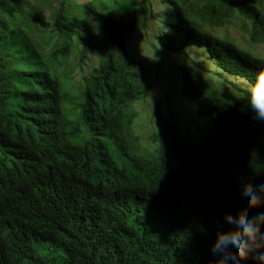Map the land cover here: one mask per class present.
<instances>
[{
    "label": "trees",
    "instance_id": "obj_1",
    "mask_svg": "<svg viewBox=\"0 0 264 264\" xmlns=\"http://www.w3.org/2000/svg\"><path fill=\"white\" fill-rule=\"evenodd\" d=\"M162 3L154 53L198 52L180 66V89L212 123L195 139L158 101L145 144L134 104L146 69L129 38L147 30L151 0H0V264H218L212 244L234 227L226 216L264 211L241 195L264 183V126L249 99L197 68L215 65L249 95L239 83L264 74V0ZM94 49L68 118L61 74L74 52L84 64Z\"/></svg>",
    "mask_w": 264,
    "mask_h": 264
},
{
    "label": "rangeland",
    "instance_id": "obj_2",
    "mask_svg": "<svg viewBox=\"0 0 264 264\" xmlns=\"http://www.w3.org/2000/svg\"><path fill=\"white\" fill-rule=\"evenodd\" d=\"M35 1V0H34ZM80 2H86L89 0H78ZM99 2L100 0H93ZM153 8L155 10L153 16L149 20V26L147 30L142 28L136 29L129 38V54L135 60L144 65L146 71L140 70V78L143 82V86L140 84V98L135 102L134 108L137 114L134 128L135 134H139L142 142L148 143L146 139L150 133L153 122L150 118H153V109L156 102L160 101L163 105V109L166 114L171 115L173 112L180 121L181 129L183 132H192L195 139H198L202 134L209 131V126L212 123V117L207 115L201 117L198 115V105L188 97L181 94V64L183 61H189V56H192L199 60V54L193 49L188 50V55L167 54L160 53L155 54L152 41L153 31L163 25L164 18L166 17V8L163 0H151ZM54 5L46 9V14L50 15ZM229 30L237 36V40L245 45V42L239 37V31L234 26H230ZM38 32H34L36 36ZM45 46L44 48H47ZM98 57L96 56L95 49L91 51L90 55L84 61V64L79 63L78 54H74L70 57V61L65 65L68 68L67 73L61 74V81L67 98L65 100V111L68 118H74V101L69 98H77L79 94L78 85L82 83V79L87 71H90L91 67L96 65ZM198 70L203 74L208 81L221 91L228 93L229 95L237 96L239 99H249L250 93L247 96L244 92H239L234 86L225 78H220L214 71L215 65L202 64L197 65ZM239 85L243 88L250 89L251 86L246 82H241ZM194 104V106H193ZM73 139V137H71ZM110 151L112 156L117 162L122 161V156L118 148L111 144ZM45 264H50V260L45 258Z\"/></svg>",
    "mask_w": 264,
    "mask_h": 264
},
{
    "label": "clouds",
    "instance_id": "obj_3",
    "mask_svg": "<svg viewBox=\"0 0 264 264\" xmlns=\"http://www.w3.org/2000/svg\"><path fill=\"white\" fill-rule=\"evenodd\" d=\"M249 105L253 120L264 126V74L249 89ZM241 195L248 201V208L264 206V183L253 186L245 184ZM226 222L234 227L217 233L212 244L213 255L219 257L218 264H240L249 257L264 262V211L249 216L246 211L236 217L226 216Z\"/></svg>",
    "mask_w": 264,
    "mask_h": 264
}]
</instances>
